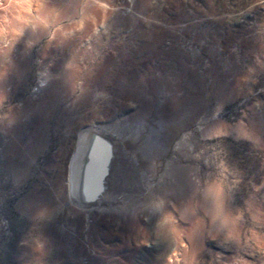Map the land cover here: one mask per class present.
<instances>
[{"label": "rangeland", "instance_id": "1", "mask_svg": "<svg viewBox=\"0 0 264 264\" xmlns=\"http://www.w3.org/2000/svg\"><path fill=\"white\" fill-rule=\"evenodd\" d=\"M112 124L193 142L125 215L67 188ZM0 264H264V0H0Z\"/></svg>", "mask_w": 264, "mask_h": 264}, {"label": "bare ground", "instance_id": "2", "mask_svg": "<svg viewBox=\"0 0 264 264\" xmlns=\"http://www.w3.org/2000/svg\"><path fill=\"white\" fill-rule=\"evenodd\" d=\"M123 126L121 127L119 124H112V125H109V126H105V127L103 126V127L99 128V130L101 132H105L104 134L108 133L110 138L114 140V143L111 144V145H113V148L111 150L109 149V146L107 145V143H105L104 141L101 140V136L100 135H102V134L99 133L100 134L99 135L97 132L93 131V129H90L91 127H89V129L87 128L86 130H83V131L79 132L76 149L73 152V156H72V158L70 160V163H69V166H68V175H67L68 192L73 197V199L76 200L75 203L81 202V203L85 204L86 206H89V207L93 208V210L94 209L95 210H99V211H101V210H104V211L105 210H109V211L110 210L111 211L114 210V211H116L118 213L121 212V213H123L125 215V214H127L126 212H128L129 210L131 211L134 208H133V203H131L130 201L126 200L127 197L132 193L131 189H130V191H129V189H124L125 188L124 186L128 185L130 187L135 182H138V184L135 183V184H137L135 186L136 187L138 186V188L136 189V192H138L140 194L138 195V197L137 196H134V197H137V198H135L136 199L135 202L139 205V207L142 208V205L145 206L144 204H146V200L148 198L147 197L148 194H151V192L153 193L154 190L159 186V184H161V186L162 185L166 186V184H167L166 187L168 188V185H170L171 183L178 182L177 178L179 176L177 175V171H176L177 167H178V165L176 166V164H178L179 161H180L178 159V154L182 155V156H185V157L187 156V158H189L188 157V154L190 153L189 149L191 150L192 149V145H193L192 144L193 143L192 140L189 139L190 140L189 141L187 139L188 137L187 138L186 137H181V138H179L178 141L177 140L175 141V139L177 137V133L179 132L178 130H176L177 132L174 135L171 134V136H169V137L167 136L168 139H167V141L165 140V144L163 146L164 148L162 147L161 150H165L167 152H168V150H171V149L173 151L176 150L177 156L175 155L176 157L174 156V158L171 157V159L165 160L163 158V156H164L163 153H165V152L162 151L163 152L162 153V152H158L156 150V148H155V142H156L155 140L156 139H155V136L152 137L149 134L151 132L147 133L148 131L147 132H143L144 130L142 131V129L137 130V128L136 129L124 128L126 126H124V127ZM151 130H149V131H151ZM173 130H174V128H173ZM158 131H161V130H159V127H158ZM184 131H185V129H184ZM185 133H186V131H185ZM158 134H159V132L157 133V135ZM190 134H191V131H190ZM183 135H185V134H183ZM187 135H188V133H187ZM159 136L161 137V135H158L157 136V140H159ZM162 139L163 138H161L160 140H162ZM164 139H166V138H164ZM107 141L109 143L108 139H107ZM161 144L163 145L162 142H161ZM159 146H157V147H159ZM108 150H110L112 156L114 155V153H113L114 150L120 156L123 155V157L126 158L125 160H128L129 166L127 165L128 166L127 168L123 167L124 169H120V166H123V165H120L119 163H117L118 167H116V168L113 167L111 165L112 164L111 160L109 159V156H108L109 155ZM193 150H195V149H193ZM171 153H172V151H171ZM168 154H170V153H168ZM114 157H115V155H114ZM168 158H169V156H168ZM190 163H191V160H190ZM186 166H188V165H186ZM181 167H183V166L181 165ZM186 168H189V167H186ZM194 169H196V166H195ZM128 170L131 171V175H127V174H129V172H128L126 174L127 176L126 175L124 176V172H126ZM189 171H188V174H189ZM197 173H199V171ZM184 175H186V174H184ZM194 175H193V177L190 176V178H191V180L193 182L195 180V179H193ZM116 180L117 181L120 180L122 182V184L124 185L123 186L121 184L123 186V188H119V185L118 186L116 185ZM186 180H188V179H186ZM198 180L200 181V179H198ZM198 180H196V181H198ZM192 181H190V182H192ZM202 181H201V183H202ZM180 182H182L181 179H180ZM185 184H187V183H185ZM194 184H195V182H194ZM166 187H163V188H166ZM170 187H171V185H170ZM133 188H134V186H133ZM195 188H196V186H195ZM158 189L159 188H157V190ZM134 190H135V188H134ZM161 190H163V189H161ZM165 190H164V193H165ZM183 190H184V192H187L188 189L185 190L183 188ZM195 190H197V189H195ZM124 191H128V193H126L124 195L123 194ZM166 192H167V190H166ZM178 192L179 193L180 192L184 193V192H182V190H178ZM188 192H190V190H188ZM159 193H162V192H160V190H159ZM133 195H135V194H133ZM161 195H163V194H161ZM176 196H174V197H176ZM157 197H159V196H157ZM171 197L172 196H170L169 198L171 199ZM131 198L132 197H130L129 200ZM152 198H156V197H152ZM169 198L166 197L164 199L165 200L167 199V201H168ZM156 199H158V201L160 200L159 198H156ZM164 199L162 201H164ZM68 200H70V199H68ZM170 201H172V200H170ZM128 202H130V203H128ZM132 202H133V200H132ZM150 202H152V201H150ZM156 203H154V204L156 205ZM169 203H171V202H169ZM148 205L150 206V209H151L152 206L150 204H147V206ZM149 206H148V208H146V210L149 209ZM156 206H154V207H156ZM176 206H178V205H176ZM173 207H174V205H173ZM161 208H162V206H161ZM178 209H179V207H178ZM144 211L141 209V213L142 214H143ZM147 212H148V210H147ZM159 214H161V213H159ZM168 214H170V212ZM151 215L152 214H150V216ZM128 216H129V214H128ZM141 216H143V215H141ZM145 216H146V214H145ZM170 216L173 217V215H170ZM174 216H176V215H174ZM117 218H118V216H117ZM172 220H173V218L171 219V221ZM177 220L178 219H176L175 221H177ZM140 223H141V221H140ZM156 223H158V221ZM176 223H178V222H176ZM139 229H140V227H139ZM181 229H182V227H181ZM181 232H184V231H181Z\"/></svg>", "mask_w": 264, "mask_h": 264}]
</instances>
